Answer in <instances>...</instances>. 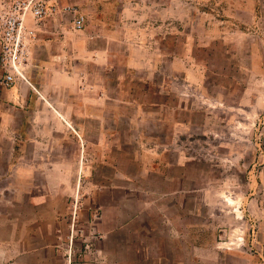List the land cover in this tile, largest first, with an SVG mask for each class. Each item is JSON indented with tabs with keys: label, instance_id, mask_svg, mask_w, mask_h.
<instances>
[{
	"label": "rangeland",
	"instance_id": "1",
	"mask_svg": "<svg viewBox=\"0 0 264 264\" xmlns=\"http://www.w3.org/2000/svg\"><path fill=\"white\" fill-rule=\"evenodd\" d=\"M18 1L0 0V14ZM44 1L51 12L43 22L58 24L39 30L27 13L34 33L26 63L39 43L58 40L61 55L63 42L69 53L56 64L75 69L91 98L105 99L89 107L104 112L86 130L96 145L104 129L106 149L97 155L95 146L84 165L85 198L57 203L68 212L66 248L55 263L82 264L97 253L99 203L91 195L102 191L104 200L119 197L127 214L169 201L186 225L212 227L219 243L264 264V17L226 9L231 0ZM79 16L82 29L74 26ZM18 174L17 165H0V240L10 225L40 229L34 218L51 211L20 201ZM114 185L115 195L108 191ZM50 257L46 251L25 260Z\"/></svg>",
	"mask_w": 264,
	"mask_h": 264
},
{
	"label": "crops",
	"instance_id": "2",
	"mask_svg": "<svg viewBox=\"0 0 264 264\" xmlns=\"http://www.w3.org/2000/svg\"><path fill=\"white\" fill-rule=\"evenodd\" d=\"M226 9L244 11L256 21L264 17V0H231ZM44 20L39 21V30L58 24L53 19ZM56 42L39 43L25 67V79L18 78L10 88L0 86V150L5 154L0 165H17L20 201L51 210L34 218L40 229L30 231L15 224L6 228L7 235L0 240L2 264H56L55 255L66 246L61 226L68 212L66 207L59 209L57 203L85 198L79 189L85 177L84 165H91L95 146L97 155L106 149L104 129L101 137L97 135L96 145L86 130L91 118L99 121L104 116V112L89 107L103 106L105 99L99 95L91 98L89 86L75 79V69L56 64L60 58L64 61L68 52L62 42L57 47L63 52L60 55ZM39 177L45 182H38ZM116 187L109 186L108 191L115 195ZM102 196V191L91 195L99 203L93 212L97 253L82 258V264H256L231 243H219L214 228L186 225L183 211L170 212L169 201L160 210L127 214L119 197L104 200ZM69 214H73L72 206ZM1 229L4 232L5 227ZM46 251L50 259L25 260L28 254Z\"/></svg>",
	"mask_w": 264,
	"mask_h": 264
},
{
	"label": "built area",
	"instance_id": "3",
	"mask_svg": "<svg viewBox=\"0 0 264 264\" xmlns=\"http://www.w3.org/2000/svg\"><path fill=\"white\" fill-rule=\"evenodd\" d=\"M30 12L41 21L48 16L51 9L44 0H22L9 12L1 14L0 22V86L12 87L18 78H26L25 67L29 55L27 37L34 33L27 31L26 15ZM84 16L74 20L76 29L84 26Z\"/></svg>",
	"mask_w": 264,
	"mask_h": 264
}]
</instances>
